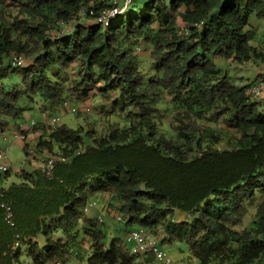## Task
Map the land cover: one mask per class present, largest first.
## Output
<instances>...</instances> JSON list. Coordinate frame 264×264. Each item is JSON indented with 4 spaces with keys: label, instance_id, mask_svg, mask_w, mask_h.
<instances>
[{
    "label": "trees",
    "instance_id": "16d2710c",
    "mask_svg": "<svg viewBox=\"0 0 264 264\" xmlns=\"http://www.w3.org/2000/svg\"><path fill=\"white\" fill-rule=\"evenodd\" d=\"M117 4L123 0H17L12 12L0 1L1 131L24 117L25 96L55 109L95 88L118 95L113 103L127 122L110 121L100 137L66 123L35 124L36 149L67 161L57 162L51 178L36 168L0 187L16 223L9 226L0 209V264H18L23 253L33 264L64 262L82 235L91 240L88 264L156 262L132 254L119 236L108 239L84 212L96 193L109 195L127 227L163 231L161 243L186 242L198 264H264V220L239 228L264 198V98L252 100L250 85L232 82L215 62L264 56L249 23L252 13L264 16V0H133L110 25L95 22ZM180 22L191 25L187 34ZM138 44L150 48L149 78ZM14 54L32 61L13 66ZM78 62L83 73L72 78L66 69ZM162 103L175 113V138L160 130ZM210 111L240 134L233 145H208L212 128L200 119ZM16 233L21 246L11 254Z\"/></svg>",
    "mask_w": 264,
    "mask_h": 264
},
{
    "label": "rangeland",
    "instance_id": "374dc122",
    "mask_svg": "<svg viewBox=\"0 0 264 264\" xmlns=\"http://www.w3.org/2000/svg\"><path fill=\"white\" fill-rule=\"evenodd\" d=\"M3 2L4 6H10L9 10L15 11V5L17 0H0ZM8 12V10L6 11ZM118 13V14H117ZM113 16L116 17L120 13L117 12ZM112 18V20H114ZM85 19H82L84 21ZM252 30L254 31V37L251 43L260 49L264 53V16H258L256 13H252L249 19ZM184 23L180 22V26ZM141 48L140 51L137 47ZM134 52L137 54L140 60V68L146 78L153 75L151 65L152 58L150 56V48L145 44H138L134 46ZM25 61L29 64L32 59L30 57H25ZM215 62L217 66L223 71H226L229 79L238 85H247L251 80L259 79L261 76L260 70L264 69V56L262 58L252 57L248 61L237 62L232 59H226L224 57H216ZM83 65L81 62L72 65V68L66 69L68 75L72 78H80L79 72L83 73ZM264 71V70H262ZM258 77V78H257ZM19 76L14 74L12 76V81H18ZM98 86H104V82L101 81L97 84ZM118 97L114 91H99L97 88L93 89L89 96L87 97H77L67 99L66 101L70 103L71 106L77 108L75 111H70V109L63 107V110L58 106L57 108H51L49 102L37 95L25 96L22 99V105L25 108L24 117L18 120V124L22 127L31 126L32 120H41L43 118V111H48V113H60L62 118V123H66L72 128H80L83 133L89 132L92 137H100L107 132L108 124L110 121H119L122 126L127 124L126 120L123 119L124 113L119 109V106L114 105V100ZM168 104L162 103L160 105V112L157 115L160 130L166 133L167 136L175 138L176 136V125L175 113L169 111ZM57 111V112H56ZM208 112L205 118L200 119V122H205L206 125L212 128L211 135L207 138V143L210 147L214 148H224L229 145H233L236 139L239 138L240 134L233 129L223 118L220 116L218 119L214 116L213 118ZM14 127L19 128L18 125L14 124ZM29 138V136H28ZM36 139V138H35ZM37 140V139H36ZM28 143L35 145V140H27ZM27 141H16V142H5L0 139V147L6 149L7 157L10 166V175L5 176L4 172L0 171V187L9 186L12 182H18V169L32 170V166L29 164L30 159L25 152L23 145ZM197 154H201L198 151ZM36 160V159H34ZM96 199L98 196L95 197ZM116 212L111 216L110 212L106 211V215H102L103 221L98 218V226L101 225L103 229L107 231V238L111 239L112 231L117 227L121 228L119 237H124V229L126 227L125 223L117 220L116 216L117 206H112ZM96 209L99 211V206H97L90 215H96ZM178 218L182 215L176 213ZM110 218H109V217ZM253 219L258 221L264 220V198L261 197L258 201L253 204L250 213L244 218L243 223L239 228L246 227L249 222ZM160 237H163V232H159ZM43 238V237H42ZM89 238L84 237L82 239L83 245H88ZM163 248L172 257L174 264H198V260L195 257H191L188 250V244L186 242H181L178 240H173L172 243L165 241L162 243ZM89 255H85L81 260L75 257H69L66 259L67 264H88ZM142 257V256H141ZM142 259V258H141ZM160 262H152L151 264H159ZM19 264H31V258L27 254H22L19 259Z\"/></svg>",
    "mask_w": 264,
    "mask_h": 264
},
{
    "label": "built area",
    "instance_id": "2783aa9c",
    "mask_svg": "<svg viewBox=\"0 0 264 264\" xmlns=\"http://www.w3.org/2000/svg\"><path fill=\"white\" fill-rule=\"evenodd\" d=\"M133 0H123L122 5H115L112 8H109L105 11H103L98 17L95 18V22H103L106 25H110V22L113 18L112 15L115 13L123 12L129 4ZM90 13H92V10H90ZM85 14V12H84ZM118 14V13H117ZM203 22L195 23L197 26H202ZM191 25L184 24L181 26V32L182 33H188L190 31ZM62 36H64V33L66 30L62 31ZM137 50L140 51L141 48L138 46ZM10 61L13 66H22L26 63L25 57L23 55H17L14 54L11 56ZM1 83V78H0ZM248 95L252 100H261L264 98V74L263 76L255 83L251 84L248 89ZM63 107L70 109V111H75L77 108L73 107L68 103L67 101H64L61 109L63 110ZM43 121L48 123L53 129H57L60 124L62 123V118L60 113H48V111H43ZM36 121L33 120V123ZM2 138L7 142H12L16 139H21L24 141L28 140V135L26 132L14 128L8 131H2L1 132ZM28 142V141H27ZM26 150L28 152L27 156L30 159H36L39 164V168L44 172V174L51 178L53 177V172L55 169V166L58 161L66 162L67 158L65 156L60 155H52L47 150H44L42 152H39L35 145L28 144L26 147ZM7 151L8 149H4L0 147V171L7 172L10 169L9 161L7 157ZM92 207V204H86L84 206V212L88 213ZM0 209L3 210L4 213V220L6 223L11 227H16V223L14 220V211L12 208V204L5 200L2 197V194L0 193ZM117 220L121 221L122 216L121 214H117L116 216ZM20 235L16 233V240L11 246L10 253H15V250L21 246V240L19 239ZM161 237L158 235L152 234L147 228L138 226L130 228L125 235V243L128 245L130 252L134 255L140 256V255H149L152 254L155 256L156 260L159 261L162 264H174L172 257L168 254V252L163 248L161 243ZM47 264H64L61 259H54Z\"/></svg>",
    "mask_w": 264,
    "mask_h": 264
},
{
    "label": "crops",
    "instance_id": "0c3cea01",
    "mask_svg": "<svg viewBox=\"0 0 264 264\" xmlns=\"http://www.w3.org/2000/svg\"><path fill=\"white\" fill-rule=\"evenodd\" d=\"M262 70H264V69H262ZM262 70H260V74L262 75V73L264 72V71H262ZM262 77V76H261ZM260 77V78H261ZM258 78V77H257ZM259 78V79H260ZM258 79V80H259ZM257 79H253V80H251V81H249L247 84H249V85H251V84H253V83H255V82H257L258 81ZM73 112V111H72ZM34 120V119H33ZM33 120H32V122H31V126H25V127H22V125H20V124H18L19 125V128L18 129H20V130H23L24 132H26L27 133V135L29 136V140H31V139H34L35 140V142L37 141L36 139L40 136V134H41V131L40 130H35L34 129V126H35V124L36 123H39V122H44L43 121V118L41 119V120H38V121H36V120H34V121H36L35 123H33ZM44 123H46V122H44ZM14 124H16L14 121H11V120H9V125H8V127H6L3 131L5 132V131H8V130H11V129H14V128H16V127H14ZM17 125V124H16ZM1 130H0V139H1V141H3V143H5V142H7V141H5L3 138H2V135H1ZM36 138V139H35ZM16 141H24V140H21V139H16V140H13L11 143H13V142H16ZM23 147H24V145H23ZM2 148V147H1ZM6 149H8V148H6ZM29 160V164L32 166V170H34V169H36V168H39V164H38V161L37 160H33V159H28ZM9 161V160H8ZM32 170H25V169H18V171H17V174H18V178H19V180H20V175L24 172V171H29V172H31ZM18 180V181H19ZM13 183V182H12ZM6 187H7V185H6ZM96 196H98V198L96 199L95 197ZM110 198H109V195L107 194V193H96V194H94V195H92L91 196V198H90V200H88L87 202H86V204H92V207H91V209H90V211L88 212V215L89 216H91V217H97V218H99L101 221H103V219H102V215H106V211H108V212H110V215L111 216H113L114 215V212H116L115 211V209L110 205ZM85 204V205H86ZM84 205V206H85ZM97 206H99V211H98V209H96V212H97V214L96 215H90L91 214V212L97 207ZM84 208V207H83ZM109 217V216H108ZM110 218V217H109ZM99 222H97V224H98ZM99 227V226H98ZM100 227H101V225H100ZM130 228H133V227H125V229H124V237H120V238H122L123 240L125 239V235H126V232L130 229ZM122 229L121 228H115L111 233V235L112 236H119V234H120V231H121ZM161 232H163V231H161ZM163 234H164V232H163ZM84 237H88L89 238V243H88V245H83L82 244V239L84 238ZM90 252H91V240H90V237L88 236V235H82L81 236V239H80V243L78 244V245H76L74 248H73V250H72V253H71V255L69 256V257H75L76 259H78V260H81L82 258H84V256L87 254V255H90ZM69 257H67V258H69ZM142 257H140V259H141ZM64 264H67V261L65 260L64 262H63ZM15 264H17V262L15 263ZM19 264V263H18ZM31 264H33L32 262H31Z\"/></svg>",
    "mask_w": 264,
    "mask_h": 264
}]
</instances>
